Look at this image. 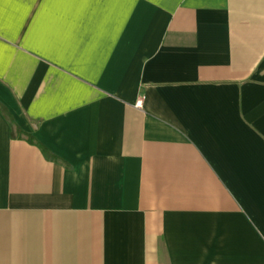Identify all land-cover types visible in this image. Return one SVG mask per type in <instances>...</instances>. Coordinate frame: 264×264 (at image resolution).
<instances>
[{"label": "crops", "instance_id": "1", "mask_svg": "<svg viewBox=\"0 0 264 264\" xmlns=\"http://www.w3.org/2000/svg\"><path fill=\"white\" fill-rule=\"evenodd\" d=\"M0 102V264H264V0H0Z\"/></svg>", "mask_w": 264, "mask_h": 264}, {"label": "trees", "instance_id": "2", "mask_svg": "<svg viewBox=\"0 0 264 264\" xmlns=\"http://www.w3.org/2000/svg\"><path fill=\"white\" fill-rule=\"evenodd\" d=\"M0 108L3 110V112L9 117V119L11 120V125L12 127L14 128L15 125H14V121L12 120V116L11 114L9 113L8 109L6 108L5 105H3L1 102H0ZM38 144L40 145V147L42 148L43 151L47 152V148H45V146H43V144H41L40 142H38Z\"/></svg>", "mask_w": 264, "mask_h": 264}, {"label": "built area", "instance_id": "3", "mask_svg": "<svg viewBox=\"0 0 264 264\" xmlns=\"http://www.w3.org/2000/svg\"><path fill=\"white\" fill-rule=\"evenodd\" d=\"M142 101H143V100H139L138 103H137V105H138V106H142V103H143Z\"/></svg>", "mask_w": 264, "mask_h": 264}]
</instances>
